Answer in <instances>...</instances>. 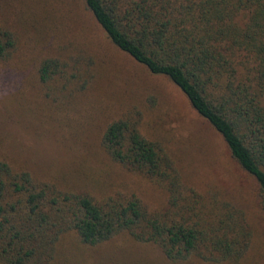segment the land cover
Returning a JSON list of instances; mask_svg holds the SVG:
<instances>
[{
    "label": "trees",
    "instance_id": "trees-1",
    "mask_svg": "<svg viewBox=\"0 0 264 264\" xmlns=\"http://www.w3.org/2000/svg\"><path fill=\"white\" fill-rule=\"evenodd\" d=\"M79 12L90 30L71 28ZM98 44L176 87L252 183L198 185L153 132L160 102L127 101ZM0 67L18 88L32 82L35 127L96 165L37 172L0 156V264H76L118 233L170 263L264 264V0H0ZM104 160L162 203L104 181Z\"/></svg>",
    "mask_w": 264,
    "mask_h": 264
},
{
    "label": "rangeland",
    "instance_id": "rangeland-1",
    "mask_svg": "<svg viewBox=\"0 0 264 264\" xmlns=\"http://www.w3.org/2000/svg\"><path fill=\"white\" fill-rule=\"evenodd\" d=\"M69 21L71 28L72 25L84 24L91 29L88 26L89 20L80 12L77 21L71 18ZM97 49H100L101 53L103 51V54L108 56L107 59L113 62V69L108 71L118 74L116 80L118 91L125 93L127 101L147 104L146 95H153L160 102L154 107L162 113L160 114L162 118L159 119L161 123H157V116L149 114L155 119L152 126L154 131L147 130L153 131L157 138L165 142L177 164L199 174L195 182L209 181L221 192L225 187L233 191L238 184L242 187L250 184L246 174L229 157L218 134L196 115L176 87L164 78L145 76L139 66L107 45L98 44ZM17 82L18 79H15V82L10 83L0 76V156L7 155L14 160H20V163L27 165L32 171L38 172L46 164L57 166L58 163L62 164L68 174L76 172L79 175V165L82 159L87 158L85 149L75 145L70 136L57 134V139H54V136L45 133L41 126L36 128L29 108H33V105L39 108L36 103H39L40 97L37 94L35 99L32 82L25 81L26 87L23 84L21 88L17 87ZM117 95L122 98L120 94ZM114 99L119 101L117 97ZM150 112L156 115L154 110H149ZM83 165L96 166L95 162L89 159L80 166L83 168ZM101 166H104L103 170L98 172L102 173L104 181H111L115 189L123 187L126 190H133L140 199L152 207L162 203V195L147 181L123 173L120 168L106 160ZM124 174L125 177L122 178ZM73 184L78 182L75 181ZM83 252V257L79 256L76 264H199L170 263L155 245L134 241L125 233H118L103 244Z\"/></svg>",
    "mask_w": 264,
    "mask_h": 264
}]
</instances>
